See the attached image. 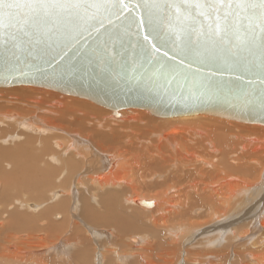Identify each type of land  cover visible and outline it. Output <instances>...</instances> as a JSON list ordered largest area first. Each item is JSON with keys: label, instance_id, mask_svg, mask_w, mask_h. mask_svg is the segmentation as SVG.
Wrapping results in <instances>:
<instances>
[{"label": "bare ground", "instance_id": "obj_1", "mask_svg": "<svg viewBox=\"0 0 264 264\" xmlns=\"http://www.w3.org/2000/svg\"><path fill=\"white\" fill-rule=\"evenodd\" d=\"M15 87L17 86L0 88L6 90ZM19 87L34 86L22 85ZM48 91L51 90L48 89ZM1 95L4 96L3 94ZM69 96L71 97V95ZM73 97L84 102L88 101L87 99L85 100V98ZM7 102L9 103L10 101ZM7 102L5 103L7 104ZM35 102L39 107L44 106L46 103H50L56 109L61 108V106H64L65 104V102H53L44 98L36 99ZM89 103L93 104V102L90 101ZM7 107L10 106L8 105ZM39 107L37 106V108ZM77 107L66 108L65 111L71 112L74 120L75 117L84 119V123H80V119L78 118V123L80 124L79 127H75L76 129L78 127L77 131H80V133L70 128V131H68L59 124L56 123L55 125L49 122V119L40 117L36 118L33 122L31 120H27V122H24L23 120L18 121L19 119L17 117L11 118L10 116L12 112L17 111H12V109L6 108V106L0 107V110L6 112L3 114L4 117H0V126L4 125V122L9 123L12 127L19 124L24 130L26 129L27 131H30V134L31 132L33 134L37 132L42 134L54 132V135H47L45 138L44 136L35 137L29 134L27 138L23 137L25 140L24 142L19 141V143L16 144V141L19 139L22 140V137L17 135L16 132L15 134H3L2 130L4 127L3 129L0 127V144H3L0 145V201L7 203L6 209L8 205L10 206L13 204L11 206L13 210H7L9 212H7L6 218L3 217V220H1V216L4 215L5 209L0 208V264H27L30 259L33 260H31V264H53L55 261H60L62 263L65 262V264H68L69 262L70 264H95L94 260H97V264H156V261L150 252L154 251V247L157 243L160 251L164 253L167 247L170 249V246L172 245H174V247L177 246L181 237L187 238V234H190L193 230L194 226L186 221L171 226L158 224L159 220L171 219L172 216L175 215V212H177L175 209L181 207L180 205L184 208V204L186 206L191 204L188 201L189 199H186L191 196L188 194L189 191H191L193 195L195 194V197L193 198L198 199H194V201L192 198V208L199 204V199L202 197V194L200 193L201 191L212 192L210 196H217L219 199L218 203H216L217 210H213L214 212L212 213L213 219L212 217L210 219L215 221V225L217 226L213 232L221 229L220 235L214 236V240L208 239L209 237L206 238L205 242L207 244L205 247L212 248V246L223 243V235H225V242H227L228 239L232 240V237L236 238L238 236L239 233H235L236 230L234 228L228 227L232 225L231 219H233L234 216H240L239 213L243 212L239 211L236 213L238 209L241 206L244 207L245 204L250 206V208L248 207V210L245 209L243 214H251V217H249L251 220L253 217L259 219V222H261L260 226L264 228V165L260 161V159L264 157L263 154H253V156L258 159L256 160L253 158L249 160L250 162L252 161L254 165L257 164L254 167L259 166L261 163L258 169H254L251 165H242L239 160L238 164L240 162V165L236 164L235 161L227 162L224 160L222 166H218L216 163L217 168H213L214 166L212 167V170H214L215 173H213V176H209L210 178L207 176V178L205 177L206 171L204 172L205 174L200 171L194 175L192 184H183L184 182H189L191 180V174L189 172L191 166L188 162L196 166V168H199L200 164L203 165L204 163L205 165V160L203 161V159L206 156L204 153L201 155H204V158L201 159L198 157V161H195L194 158L196 154L198 155L199 153L190 151L191 146L201 143L199 140L194 141L193 139L204 138L202 141H204V144L206 141V144L208 145L206 146L207 148H204L203 144L201 149L204 148L205 152L219 151L215 147L218 141L222 145L223 143L234 141V143L232 142L234 149L232 145L228 148H232L231 153L235 152L236 154L237 151L249 152L250 144L251 146L258 143L261 144L262 141L264 142V138L247 136L252 141L251 142L248 138H246L248 141L242 140V136L238 135V133L225 134V129H227V126L225 127L223 124L225 118L209 115V121L211 119H214V121L218 120L220 122L218 123L217 121V123L220 126L221 121H223L222 125L225 127V129L224 127L222 128L225 130L222 132L219 129L220 126L216 125L217 127L214 128L217 129V138L215 140L210 139L209 131H207L209 128L206 127L204 129L199 127L201 119L207 118V116H205L207 114L181 117H159L157 118V120L159 119L158 121L161 123H167L159 130H154V125H150L148 121L142 122L144 119H141L142 121H139L136 125L142 124V127L140 125L137 126L138 128L136 127L137 129H133V126L128 124H132L133 121L134 123L138 122V120L142 118L140 115V118L135 117L134 114H136L137 111H141V113L142 111H149L145 109L125 108L118 111V114L119 112H122L123 118L121 117L120 120H116L113 118V110L108 109V112H105L108 114H104L105 116H103L102 113L95 112V110L99 111L101 107L95 108V110L91 108L92 110L90 112H84L83 108L81 110ZM80 107L81 105H79V108ZM88 108L89 107H87V110ZM126 111H128L130 115H127ZM41 112L44 114L48 113L49 110L47 111L43 109ZM17 114L21 119L27 117V115H21L18 112ZM37 114H39V110H37ZM149 114L152 115L151 112H149ZM152 116L149 115V117ZM63 117L64 116L61 117V120L65 119H63ZM123 121H125V124L122 126L119 123H122ZM214 121L212 122L215 124L216 122ZM225 121L230 123H244L231 119H225ZM150 122H152V120ZM182 123H184V125ZM244 124H248L249 126L255 125L257 128L260 126L261 130L264 129V125L260 123ZM227 125H229V123ZM175 126H181L182 130ZM191 126H196V128L191 129ZM54 127H57L56 131L54 130ZM100 128H107L111 133L99 132L98 129ZM240 131L242 132V130ZM230 132H232V129ZM205 134L208 138L205 137ZM68 135L74 137L67 140L66 137L69 138ZM240 140L243 142L241 143ZM107 143H111L112 146L107 145L109 148H106L107 146L104 144ZM157 143L158 146H164V148H158L156 146ZM143 144L147 145L145 146ZM55 147H58V150H56L57 148ZM184 149L188 151L184 152ZM189 156L192 158L188 159ZM228 156L231 160L232 155H226V158H228ZM222 162L223 160L221 163ZM212 163L213 162H211L210 165H212ZM202 165L200 167H203ZM210 165L209 167H211ZM174 166L179 168L180 171V174L175 177H173L174 175L171 172L167 173L170 169L175 168ZM157 168L159 169L158 171ZM254 173L257 177L260 176L255 181L253 176ZM169 176H171L170 180H179V182L182 183L177 186H169L165 192L152 195L151 198L155 201L152 202V206L143 204V198L147 197V195L142 193L141 190L147 186L153 187L160 185V182L156 181L153 185L149 184L152 180H162L163 183L166 182V185L170 181H167ZM204 180L211 182L205 183ZM78 192L79 194H77ZM181 192L190 196L187 197L188 195H185L186 198L182 200L184 196L181 195ZM251 194L252 197L250 196ZM255 196L260 198L259 201H255ZM172 198H177V205L172 204ZM205 198L202 200L205 201ZM137 199L139 201L138 204L142 207H149H145L147 209H150L151 207L153 208L154 205L157 207H154L155 209L153 208V211L150 209V212H148L149 210L147 211L142 208L137 209V207L134 206ZM238 199L241 202L244 201L243 205H238ZM31 201L38 204L42 203V208L37 209L38 204H33ZM210 201L213 202L214 199L211 198ZM203 203L205 204V202ZM211 205L214 206L215 204L212 203ZM78 206L79 209H76ZM31 212L37 214L32 215L30 214ZM56 212L63 214L62 220L57 221L53 219L56 216V214L54 216L53 214ZM58 217V219H61L59 215ZM77 217H80L81 222H77ZM251 220L249 219V222H247L248 225L243 224V226L249 227L252 225L255 227L254 224L257 221L255 219ZM41 221H43L42 223L43 225H46V227H49L50 225L53 226V229L49 230L44 228L43 231L38 230V224H40ZM46 221H49V225L46 224ZM82 224L92 228L90 232L86 228V231L89 232L92 238V234H95L99 239L103 238L105 235L107 236V232L105 233L102 231L108 229L106 227H114V230L109 229L108 232L113 230L117 236L122 238L127 231L142 230V233L140 234H148L149 237L147 236V238H149L150 241L145 240L144 244V242L142 243L143 240H140L139 238H130L134 244L129 240L130 243L126 242L124 244L129 249V252L119 254L116 251H113L112 254L114 253L113 255L115 258H112V254L105 255L106 251L110 253L108 247L104 249L99 247L101 246V244H99V246L97 245L100 248L99 250L97 249L98 247L93 249L91 247L93 239L92 241L88 240L89 237H87L88 239L81 237L77 239L79 233L78 229L82 228L80 227ZM120 227H122V229H120ZM37 231H39V233H37ZM241 234H247V231H242ZM215 235H217V233ZM60 244L67 245L68 247L65 246L64 248V246H61ZM181 244L178 246L179 248L181 247ZM112 247H114V245ZM66 248L70 249L68 253L69 256L64 254ZM256 250L257 248L255 251L252 249V253H248L247 256L250 255L248 257H252L255 264H264L263 252H256ZM35 251H37V253L39 251L41 256ZM45 253L46 255L49 253L48 257L42 256L45 255ZM166 254L168 255L165 251V255ZM198 256L200 257V255ZM186 257L190 260L188 258L189 256ZM99 261L102 263H99ZM60 262L54 264H61ZM190 262L191 264H228L225 260L224 254H212L210 252L206 255L204 254L202 262L195 258L190 260ZM246 263L247 262L244 261V264ZM240 264H243V262L241 261Z\"/></svg>", "mask_w": 264, "mask_h": 264}, {"label": "water", "instance_id": "obj_2", "mask_svg": "<svg viewBox=\"0 0 264 264\" xmlns=\"http://www.w3.org/2000/svg\"><path fill=\"white\" fill-rule=\"evenodd\" d=\"M126 2L132 9L129 15L136 16L131 0ZM201 21L207 30V22L202 17ZM156 22L167 23L159 20V14ZM49 27L42 26L32 39H16L0 31V87L29 85L85 98L113 110L115 117H120L119 110L137 108L158 117L207 114L264 125L260 102L264 78L250 67L249 61L258 63V58L245 59L243 50L233 66L219 48L201 37L193 44L199 57L186 55L181 53L180 41L173 43L167 27H161L159 36L144 41L146 47L151 42L160 48L153 63L147 64L137 55L136 44L149 31L147 27L139 29V37L135 26L129 29L127 22L120 21L105 36L68 22H61L51 33ZM192 38L195 42V33ZM238 38L243 42L248 37L241 31ZM105 43L107 53L101 57L98 52Z\"/></svg>", "mask_w": 264, "mask_h": 264}, {"label": "rangeland", "instance_id": "obj_3", "mask_svg": "<svg viewBox=\"0 0 264 264\" xmlns=\"http://www.w3.org/2000/svg\"><path fill=\"white\" fill-rule=\"evenodd\" d=\"M1 94H3L4 96H2ZM6 94V95H5ZM8 97H10V98H8ZM6 98H8V99H6ZM41 98H44V99H46V100H51V101H53V102H65V104H64V106H61V108H54V106L52 105V104H50V103H46L44 106H41V107H39V105L35 102V100L36 99H41ZM18 99H19V101L21 100V101H23V102H19L18 101ZM3 100H7V101H10L9 103L7 102V101H3ZM86 100V99H85ZM3 101V102H2ZM5 102H7V104L11 107H7L8 105L5 103ZM88 102V103H87ZM91 102V101H90ZM81 103V104H80ZM84 104V106H83V104ZM5 104V105H4ZM78 105V107H77V105ZM85 104H86V107H85ZM95 103H89V100L88 101H81L80 99H77V98H75V97H73V96H69V95H65V94H62V93H59V92H56V91H53V90H51V91H48V89L46 90V89H40V88H37V87H19V86H17V87H15V88H10V89H6V90H4L3 88L1 89L0 88V107H2V106H6V108H9V109H12V111L13 110H15V111H17L19 114H21V115H27V117H23V119H21L20 118V116L17 114V112H12L11 114H10V116H11V118H18L19 120L18 121H24V122H27V120H31L32 122L33 121H35L36 120V118H44V119H49L50 121L49 122H51V123H53V124H55L56 125V123L57 124H59L61 127H64L66 130H68V131H70L69 130V128L70 129H73V130H76V132H78V133H80V131H77L78 130V127H79V124L81 123V122H83L84 121V119H80V117H75V120H77V121H75L74 120V118H72V114H71V112H69V111H65L66 110V108H75V107H77L78 109H81L82 110V108H83V110H84V112H90L92 109H94L95 110V108H98V107H101V109L98 111V110H95V112H99L100 114L102 113L103 114V116H105L104 114H108V113H105V112H108V109H106L105 107H103L102 108V106H96V105H94ZM79 105H81V107L79 108ZM88 105V106H87ZM95 107H94V106ZM37 106L39 107V108H37ZM63 107H65V108H63ZM87 107H89L88 108V110H87ZM92 108V109H91ZM43 109H45V110H49V112L48 113H44L43 114V112H41ZM37 110H39V114H37ZM93 110V111H94ZM120 111V110H119ZM58 112V113H57ZM104 112V113H103ZM127 113V115H130V113L128 112V111H126ZM6 112L5 111H3V110H0V117H2L3 116V114H5ZM27 113V114H26ZM91 113H94V112H91ZM121 113V114H120ZM125 114V115H126ZM119 115H120V117L118 118H116V117H114L113 116V118H115L116 120H120V118L122 117L123 118V115H122V112H119ZM139 115H140V117H142V118H140L139 117ZM149 115L150 116H152L151 114H149V112H143L142 111V113H141V111L139 112V111H137V113L136 114H134V116L135 117H139L140 119L138 120V122H135L134 123V121L132 122V124H128V125H131V126H133V129L135 128V129H137L138 127L137 126H140L141 125V127H142V124H139V125H136L137 123H139V121H142L141 119H144V121H142V122H145V121H148L149 123H150V125H154L155 126V128H153L154 130H159V129H161V128H163V126H165L167 123H161L160 121H158L157 120V118H159L158 116H155V115H153L152 117H149ZM205 115V114H204ZM62 116H64L63 117V119L64 120H61V117ZM133 116V115H132ZM144 116V117H143ZM205 116H207V118H203V119H201V124L199 125V127L200 128H209V130H207V131H209V137H210V139H216L217 138V129L216 128H214V127H217V126H220L218 123L220 122V121H218V123H217V121L215 120L214 121V119H211L210 121H209V118H208V116L209 115H205ZM4 117V116H3ZM80 119V123H78V120ZM148 118H149V120H148ZM153 118V119H152ZM146 119V120H145ZM164 119V118H163ZM7 120V119H6ZM68 120V121H67ZM152 120V122H150ZM153 120H154V122H153ZM75 121V122H74ZM157 121V122H156ZM212 121H214V122H216L215 124L212 122ZM12 122V121H11ZM222 122L223 121H221V126L219 127V129L222 131V132H224L225 130H226V132H224L225 134L226 133H230V134H236V133H238V135H241L242 136V140H247L246 138H248L247 136H249V137H251V136H257L258 138H264V129H262L261 130V127L260 126H258V128L255 126V125H248V124H242V123H237V122H227V121H225V119H224V122H223V124L225 125V127L227 126V129H225V127L222 125ZM84 123V122H83ZM123 123V124H122ZM122 123H119L120 125H124L125 124V121H123ZM188 123H192V122H188ZM229 123V125H227V124ZM235 123H237V124H235ZM71 124V125H70ZM73 124V125H72ZM183 125H184V123H182ZM7 125H8V128H7ZM70 125V126H69ZM88 125V124H87ZM217 125V126H216ZM76 126H78L77 127V129L75 128ZM232 126V127H231ZM234 126V127H233ZM0 127H2V129H3V127H4V129L2 130V132H3V134L4 133H6V134H15V132H16V134L17 135H19V136H21L22 137V140L21 139H19V140H17L16 141V144L17 143H19V141L20 142H24L25 140H24V138L26 137L27 138V136L30 134V131H27L26 129V131L19 125V124H16L15 125V127H12V126H10L9 125V123H5L4 122V125H1ZM60 127V128H61ZM137 127V128H136ZM143 127H144V125H143ZM176 128H179V129H181L182 130V127L181 126H179V127H177V126H175ZM224 127V129L225 130H223L222 128ZM237 127V128H236ZM140 128V127H139ZM175 128V129H176ZM194 128H196V126H191V129H194ZM263 128V127H262ZM56 129H57V127H54V130L56 131ZM63 129V128H62ZM169 129V128H168ZM231 131V129H232V132H230L229 130ZM19 130H20V132H19ZM72 130V131H73ZM99 130V132H105V133H111V131L110 130H107V128H105V129H103V128H100V129H98ZM240 130H242V132L240 131ZM12 131V132H11ZM18 131V132H17ZM178 131V130H177ZM235 131V132H234ZM261 132V134H260V132ZM73 132H75V131H73ZM25 133V134H24ZM178 133V132H177ZM35 134V135H34ZM32 133L31 132V134L30 135H32V136H35V137H41V136H44V138H45V136H49V135H54V132H51V133H49V134H42V133H40V132H37V133ZM71 134V133H70ZM243 134H246V135H243ZM175 135H176V133H175ZM69 136V138L68 137H66V136H64V137H66V139L67 140H70V138H73L71 135H68ZM71 136V137H70ZM24 137V138H23ZM61 137V136H60ZM143 137V136H142ZM205 137H207V135L205 134ZM189 138V137H188ZM208 138V137H207ZM57 139V138H56ZM61 139H62V137H61ZM147 139V138H146ZM185 139V138H184ZM204 139V138H203ZM202 138H198V139H193L194 141H198L199 140V142H201V143H199V144H196V145H193V146H191L190 147V151L191 152H196V153H199L198 155L196 154V156H195V161H198L197 159H198V157H200L201 159L202 158H204V155L207 157H205L204 159H203V161L205 162V165H204V163H203V165L202 164H200V166L202 165L203 167H200L199 166V168H196V166H194L193 164H191L190 162H188V164L191 166V168H189V172H190V174H191V180L188 182V181H186V182H184L183 184H192L193 183V179H194V175L197 173V172H202L203 174H205L204 172L206 171V174H205V177L207 176L208 178H210L211 176H213L214 174L213 173H215V171L214 170H212L213 168H217V165L218 166H222V164L224 163V160L225 161H232V162H234L235 161V163L236 164H238V160L239 161H241V163H242V165L244 164V165H251L254 169L256 168V169H258V167H260V165H261V163L264 165V157H262L261 159H260V161H261V163L259 164V166H257V167H254V166H256L257 164H253L252 163V161L250 162L249 160L250 159H258L257 157L255 158L254 156H253V154L254 155H264V147H263V143L261 142V144H255V145H252L251 146V144H250V149H251V151H250V149L248 150L249 152H240V151H237L236 152V154H235V152H233V153H231V149L232 148H228V147H231L230 145H232V147H233V143H234V141H229V142H226V143H223V145L218 141L217 142V144H216V148L219 150V151H216V152H205V149L204 148H207L206 146L208 145V144H206V141H205V144H204V141H202L203 140ZM249 139V138H248ZM248 141V140H247ZM249 141H251L250 139H249ZM240 142H241V140H240ZM243 142V141H242ZM241 142V143H242ZM252 142V141H251ZM204 144V148L203 149H201V146ZM253 144V143H252ZM0 145H3V144H0ZM104 145H110V146H112L111 145V143H107V144H104ZM143 145H147V144H143ZM258 145H260V146H258ZM261 145H262V147H261ZM135 146V145H134ZM156 146L158 147V148H160V149H162V148H164V146H158V143L156 144ZM226 146V147H225ZM257 146V147H256ZM136 147V146H135ZM55 148H57L56 150H58V147H55ZM106 148H109V146H107ZM255 148V149H254ZM258 148H260V149H258ZM230 149V150H229ZM233 149H234V147H233ZM253 149V150H252ZM227 150H229L230 151V153H229V151H227ZM257 150H259V151H257ZM185 151H188V150H186V149H184V152ZM206 151H207V149H206ZM142 152V151H141ZM250 152H251V154H250ZM37 153H40V152H37ZM204 153V155L203 156H201L202 154ZM249 153V154H248ZM257 153V154H256ZM259 153V154H258ZM232 155L231 156V160L229 159V156H228V158H226V155ZM240 154V155H239ZM220 155H221V158H220ZM223 155H224V157H223ZM233 155H234V157H233ZM238 157H237V156ZM243 155V156H242ZM245 155V156H244ZM253 157H252V156ZM235 156H236V159H235ZM250 156V157H249ZM213 157V158H212ZM242 157V158H241ZM192 157H188V159H191ZM215 158H217V159H215ZM224 158V159H223ZM239 158V159H238ZM219 159H221V160H219ZM229 159V160H228ZM262 159H263V161H262ZM211 160V161H210ZM223 160V162L221 163V161ZM220 161V162H219ZM244 161V162H243ZM249 161V162H248ZM211 162H213L212 163V165H210L211 164ZM216 163H217V165H216ZM240 162H239V164L238 165H240L241 164ZM209 165L211 166V167H209ZM159 166V165H158ZM214 166V167H213ZM216 166V167H215ZM175 167V166H174ZM208 167V168H207ZM213 167V168H212ZM159 168V167H158ZM157 168V171L159 170ZM197 170H196V169ZM205 169V170H204ZM209 169H210V171H209ZM168 172H171L174 176L173 177H175V176H177V175H179L180 174V171H179V168H173V169H170L169 171H167V173ZM167 173H164V174H167ZM209 173V174H208ZM211 173V174H210ZM208 174V175H207ZM210 176V177H209ZM253 176H254V181L255 180H257L259 177H257V175L254 173L253 174ZM206 177V178H207ZM264 177V176H263ZM171 179V176H169V178L167 179V181H169ZM160 182V185H158V186H153V187H150V186H147V187H144L142 190H141V192L142 193H144V194H146L147 195V197H144L143 199H144V201H149V202H153L154 201V199L153 198H151V196L152 195H155V194H157V193H162V192H165V190L169 187V186H177V185H180V183H182V182H179V180H170L166 185H165V183L166 182H162V180H152V181H150L149 182V184H155L156 182ZM204 182L205 183H208V182H211V181H208V180H204ZM77 189V188H76ZM75 189V190H76ZM254 190V189H253ZM76 191H78V190H76ZM80 191H81V189H80ZM184 192V191H183ZM264 192V191H263ZM182 193V192H181ZM201 194H202V197L199 199V204L198 205H195V207H193L192 208V201L195 199V200H198V199H196V198H193V197H195V194L193 195V193H191V191H189L188 192V194H190V195H186V193H182L181 195L182 196H184L183 198H182V200H184V198H186L185 197V195L187 196V197H189V198H186L191 204L189 205V206H186L185 204H184V208L182 207V205H180L181 207H179L178 209H175L177 212H175V215H173L172 216V218L171 219H165V220H159L158 221V224H165V225H173V224H179V223H181V222H184V221H186L187 223H189V224H191L192 226H194L193 227V230H192V232L190 233V234H187V238H184V237H181V239L178 241L179 242V244L177 245V246H175L174 247V245H172V246H170V249L167 247V249L165 250L166 251V253H168V255L166 256L165 255V251H164V253H162L161 251H160V249H159V245H158V243H157V245L154 247V251H151L150 252V254H152L153 255V258L155 259V261H156V264H191V262H190V260H192V259H198V260H200V262H202V260H203V257H204V254L206 255V254H208L209 252L210 253H219V254H221V255H225V260L228 262V264H240L241 263V261L243 262V264H244V261H246L247 263L246 264H255V262H254V260H252V257L250 258V257H248V256H250V255H248L247 256V254L248 253H252V249H253V251H255V249L257 248V250H256V252H263V254H264V228L263 227H261L260 226V223L261 222H259V219H256V218H254L253 217V219L252 220H256L257 222L254 224L255 225V227L257 228V230H256V228L254 227V226H252V225H250L249 227L247 226H243V224H247V222H249V219L251 220V218H249V217H251V214L250 215H246V214H243V212L245 211V209H247L248 210V207L250 208V206H248V205H246L245 204V206L244 207H240L239 209H238V211L236 212V213H238L239 211L240 212H242V213H239L240 214V216H234L233 217V219H231V221H232V225L231 226H229L228 228H234L236 231H235V233L237 232V233H239L238 234V236L236 237V238H234V237H232L231 239L232 240H230V239H228V241L227 242H225L224 241V236L225 235H223L222 236V242L223 243H221V244H219V245H216V246H212V248L211 247H205V245L207 244L206 242H205V240H206V238H208V239H210V240H214L215 238H214V236H218V235H220V231H221V229H219V230H217V231H215V232H213L214 231V229H215V227H217L216 225H215V221H213L212 219H213V216H212V213L215 211V210H217V205H216V203H218V201H219V199H218V197L217 196H210V194H212V192H205V191H201L200 192ZM77 194H79V192L77 193ZM264 194V193H263ZM204 195V196H203ZM86 196V195H85ZM251 197H252V194L250 195ZM177 197V196H176ZM206 197V198H205ZM256 197V198H255ZM254 197V199H255V201L257 202V201H259V197L258 196H255ZM192 198H193V200H192ZM203 198H205L206 200L204 201V200H202ZM211 198H213L214 199V201L213 202H211L210 201V199ZM240 198H243V197H240ZM76 199H77V195H76ZM142 199V200H143ZM185 199V200H186ZM140 200V199H139ZM194 200V201H195ZM217 200V201H216ZM33 204H38V203H36V202H33V201H31ZM138 199H137V201H136V203H135V207H137V209H145V210H149L148 212H150V209H152V211H153V208L155 207V205H154V207L152 208H150V209H147V208H149V207H147V206H145V207H147V208H145V207H142L141 205H139L138 204ZM155 202V201H154ZM171 202H172V204H176L177 205V202H178V200H177V198H172L171 199ZM203 202H205V204L203 203ZM215 202V203H214ZM241 201L238 199V205H243V202H241ZM95 203V202H94ZM183 203V202H182ZM215 204L214 206H212L211 204ZM240 203V204H239ZM10 204V203H9ZM203 204V205H202ZM207 204V205H206ZM209 204V205H208ZM6 205H7V203H4V202H1L0 201V208H2V209H5L4 211H5V213H4V215L3 216H1V220H3L4 218H6V215H7V212H9L10 210H13V208L11 207L12 205H8V207H7V209H6ZM131 205V204H130ZM157 205V204H156ZM194 205V204H193ZM197 206V207H196ZM157 207V206H156ZM155 207V208H156ZM42 208V203L41 204H38V206H37V209H41ZM154 208V209H155ZM182 208V209H181ZM75 209V208H74ZM76 209H79V206L76 208ZM75 209V210H76ZM191 209V210H190ZM7 210H9V211H7ZM214 210V211H213ZM1 211V210H0ZM70 211V210H69ZM179 211V212H178ZM259 213V212H258ZM30 214H32V215H35V214H37V213H35V212H31ZM56 214V216H55V218H53L54 220H57V221H59V220H62L63 218V214H61L60 212H56V213H54L53 214V216ZM77 214H78V212H77ZM206 214V215H205ZM209 214V215H208ZM58 215L61 217V219H58L59 217H58ZM177 215V216H176ZM176 218H175V217ZM203 216V217H202ZM261 216H262V214H261ZM4 217V218H3ZM212 217V219H210ZM52 218V217H51ZM77 219V222H81V219H80V217L78 218H76ZM145 219V218H144ZM207 220V221H206ZM211 220V221H210ZM251 220V221H252ZM43 221H41L40 222V224H38V230H40V231H43V229L44 228H47V229H49V230H52L53 229V226H49V227H46V225H43V223H42ZM49 223V221H46V224H48ZM82 223H84V222H82ZM230 223V222H229ZM68 224V223H67ZM71 224V223H70ZM201 224V225H200ZM218 224V223H217ZM49 225V224H48ZM248 225V224H247ZM71 226V225H70ZM85 226V227H84ZM72 227V226H71ZM71 227H70V229H71ZM80 227H82L81 229H78L79 230V233H78V235H77V239H79L80 237L81 238H86V239H88L87 237H89V239L88 240H91L92 241V239H93V242H92V248L93 249H96L98 246H99V244H101V246H99V247H102V248H106V247H108V250L110 251V253H108L107 251H106V254H105V252H104V254L105 255H111L112 254V252L113 251H116L117 253H119V254H125V253H128L129 252V249L124 245L126 242L127 243H133V241H131L130 240V238H139L140 240H143L142 241V243L145 241V240H147V241H150V239L149 238H147V236L149 237V235L148 234H140V233H142V230H130V231H127L126 232V234L121 238L120 236H117L116 235V233H115V231H113L115 228L113 227V228H110V227H106V228H108V229H105L104 231H102V232H107L106 234H107V236L105 235V237H103V238H100L99 239V237H96V235L95 234H92V236H93V238L91 237V235L89 234V232H90V230H92V228H90V227H88V226H86V225H84V224H82V226H80ZM51 228V229H50ZM86 228H87V230L89 231H86ZM109 229H113V230H110L109 232H108V230ZM120 229H122V227H120ZM197 230V231H196ZM19 231H21V230H19ZM111 231H112V233H111ZM242 231H247V234H241L242 233ZM86 232V233H85ZM88 232V233H87ZM228 232V231H227ZM37 233H39V231H37ZM71 233V232H70ZM74 233V232H73ZM217 233V235H215ZM110 234V235H109ZM113 234V235H112ZM84 235H86V236H84ZM109 235V236H108ZM206 236V237H205ZM120 237V238H119ZM186 237V236H185ZM97 238V239H96ZM107 238V239H106ZM183 238V239H182ZM201 238H202V240H201ZM263 238V239H262ZM103 239V240H102ZM163 239H166V238H163ZM95 240V241H94ZM98 240V241H97ZM99 240H100V242H99ZM104 240H107V241H104ZM109 240H110V242H109ZM130 242H129V241ZM183 240V241H182ZM188 240V241H187ZM262 240H263V242H262ZM107 242V243H106ZM119 242V243H118ZM187 242V243H186ZM111 243V244H110ZM154 243H155V241H154ZM182 243V244H181ZM134 244V243H133ZM140 244V243H139ZM144 244H145V242H144ZM180 244H181V249L178 247V246H180ZM61 246H64V248H65V246H67V245H64V244H60ZM94 245V246H93ZM98 245V246H97ZM114 245V247H112ZM186 245V246H185ZM188 245V246H187ZM222 245V246H221ZM230 245V246H229ZM190 246V247H189ZM227 246V247H226ZM248 246V247H247ZM68 247V246H67ZM97 248L98 250L100 249V248ZM178 247V248H177ZM226 247V248H225ZM190 250H189V249ZM230 248V249H229ZM259 248H261V249H259ZM111 249V250H110ZM240 249V250H239ZM159 250V251H158ZM185 250V251H184ZM188 250H189V252H188ZM69 251H70V249L68 248H66L65 249V252H64V254L65 255H67V256H69ZM131 251H135V250H131ZM175 251V252H174ZM36 253H37V251H35ZM172 252H173V254H172ZM178 252V253H177ZM185 253H186V255H185ZM188 253V254H187ZM199 253V254H198ZM241 253V254H240ZM38 255H40L41 256V254H40V252L38 251V253H37ZM36 254V255H37ZM114 254V253H113ZM111 255V257L112 258H115L114 257V255ZM176 254V255H175ZM194 254H195V256H194ZM197 254V255H196ZM230 254V255H229ZM48 255H49V253H48ZM48 255H46V253H45V255H42V256H46V257H48ZM171 255H172V257H171ZM174 255V256H173ZM198 255H200V257L198 256ZM241 255V256H240ZM57 256V255H56ZM99 256V255H98ZM175 256H176V258H175ZM180 256V257H179ZM186 256H189L188 258L190 259V260H188L187 259V257ZM43 257V258H44ZM97 257V256H96ZM170 257V258H169ZM238 257V258H237ZM241 259H240V258ZM244 257V258H243ZM248 257V258H247ZM29 258V257H28ZM187 260H186V259ZM30 259V258H29ZM28 259V260H29ZM171 259V260H170ZM178 259V260H177ZM32 259H30L29 260V262L27 263V264H31L32 263V261H31ZM173 260V261H172ZM184 260V261H183ZM130 261V260H129ZM128 261V262H129ZM171 261H172V263H171ZM175 261V262H174ZM176 261H177V263H176ZM181 261V262H180ZM212 261L214 262V260L212 259ZM56 262H60V261H55L54 263H56ZM234 262V263H233ZM53 263V264H54ZM61 264H65V262L64 263H62V262H60ZM94 263L95 264H97V260H94ZM99 263H102L101 261H99ZM68 264H70V262L68 263Z\"/></svg>", "mask_w": 264, "mask_h": 264}, {"label": "snow or ice", "instance_id": "obj_4", "mask_svg": "<svg viewBox=\"0 0 264 264\" xmlns=\"http://www.w3.org/2000/svg\"><path fill=\"white\" fill-rule=\"evenodd\" d=\"M131 3L137 9L136 16L129 15L132 9L126 0H0V31L16 39H32L42 26H50L51 33L58 30L61 22H68L105 36L110 35L115 21L127 22L129 29L135 26L137 37L141 27L149 29L136 44L139 47L137 55L145 63L152 64L154 53H159L160 48L151 42L150 47H146L144 41H149V36H159L161 27H167L173 43L180 41L181 53H195L199 57L193 44H198L203 37L219 48L233 66L238 64L241 50L247 52L245 59L258 58V63L255 59L249 61L250 67L257 69L264 78V0H131ZM158 14L159 20L167 21L166 24L156 22ZM201 17L207 22V30ZM241 31L248 37L243 42L238 38ZM106 53L105 43L98 55L102 57ZM260 102L264 106V92Z\"/></svg>", "mask_w": 264, "mask_h": 264}]
</instances>
